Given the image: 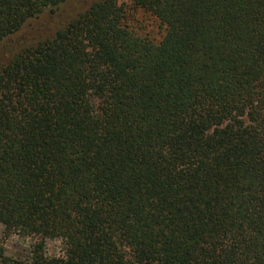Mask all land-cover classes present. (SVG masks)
Masks as SVG:
<instances>
[{
	"label": "trees",
	"instance_id": "16d2710c",
	"mask_svg": "<svg viewBox=\"0 0 264 264\" xmlns=\"http://www.w3.org/2000/svg\"><path fill=\"white\" fill-rule=\"evenodd\" d=\"M68 1L0 0V44ZM0 225L66 247L0 264H264V0H93L15 50Z\"/></svg>",
	"mask_w": 264,
	"mask_h": 264
},
{
	"label": "rangeland",
	"instance_id": "374dc122",
	"mask_svg": "<svg viewBox=\"0 0 264 264\" xmlns=\"http://www.w3.org/2000/svg\"><path fill=\"white\" fill-rule=\"evenodd\" d=\"M93 0H69L59 9L46 11L36 19L29 21L17 34L0 44V65L5 63L10 55L19 47L32 44L40 37L51 34L58 26L81 12L87 4ZM142 28L156 34L157 23L148 16L136 15ZM40 241L34 237H28L18 232L9 235L4 234V228L0 225V247L3 248L6 257L12 262H32L38 255L45 259H61L65 255L66 247L62 241L47 240L42 250L38 246Z\"/></svg>",
	"mask_w": 264,
	"mask_h": 264
}]
</instances>
